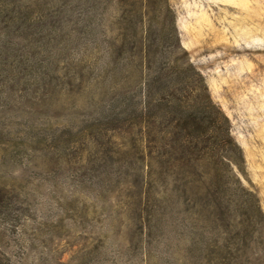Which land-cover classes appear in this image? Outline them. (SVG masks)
Instances as JSON below:
<instances>
[{
	"label": "rangeland",
	"instance_id": "374dc122",
	"mask_svg": "<svg viewBox=\"0 0 264 264\" xmlns=\"http://www.w3.org/2000/svg\"><path fill=\"white\" fill-rule=\"evenodd\" d=\"M15 6L48 22L64 11L70 48L30 56L62 64L110 62L127 22L138 45L173 22L241 156L227 167L223 202L208 159L164 173L167 190L147 201L130 141L142 137L103 119L88 68L82 82L37 102L0 106V192L10 195L0 206V264H193L189 248L202 264H264V0H0V11ZM80 14L92 24L81 44ZM97 117L98 140L89 130Z\"/></svg>",
	"mask_w": 264,
	"mask_h": 264
},
{
	"label": "trees",
	"instance_id": "16d2710c",
	"mask_svg": "<svg viewBox=\"0 0 264 264\" xmlns=\"http://www.w3.org/2000/svg\"><path fill=\"white\" fill-rule=\"evenodd\" d=\"M15 10L16 6L12 11H0V106H13L23 99L37 102L60 85L82 82L88 68L102 95L103 119L112 130L131 133L137 129L142 137L140 143L133 136L130 141L149 180L147 201L155 200L161 189L167 190L169 182L164 173L205 159L211 161L216 191L224 201L227 167L237 162L241 152L231 134L230 118L213 101L202 72L186 57L173 22L144 35L140 45L129 36L127 22L121 44L116 48L111 45L110 62L97 59L91 65L62 64L60 60L30 56L41 50L51 54L57 47L70 48L74 38L65 29L64 11H52L55 17L48 22L43 16L35 17V11ZM79 16L74 30L81 44L92 24ZM137 46L138 61L134 59ZM23 50L30 58L24 57ZM103 119H93L89 127L94 139L101 134ZM9 200L7 192H0V206H8ZM180 200L186 202L182 194H178L176 203ZM187 256L193 258V264H202L192 248Z\"/></svg>",
	"mask_w": 264,
	"mask_h": 264
}]
</instances>
